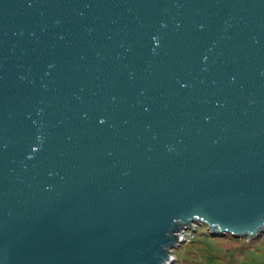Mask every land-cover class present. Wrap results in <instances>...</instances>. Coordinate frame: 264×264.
<instances>
[{"label":"water","instance_id":"water-1","mask_svg":"<svg viewBox=\"0 0 264 264\" xmlns=\"http://www.w3.org/2000/svg\"><path fill=\"white\" fill-rule=\"evenodd\" d=\"M192 224L264 233V0H0V264H169Z\"/></svg>","mask_w":264,"mask_h":264},{"label":"rangeland","instance_id":"rangeland-1","mask_svg":"<svg viewBox=\"0 0 264 264\" xmlns=\"http://www.w3.org/2000/svg\"><path fill=\"white\" fill-rule=\"evenodd\" d=\"M192 242L171 250L175 259L169 264H264V233L250 240L218 237L203 225Z\"/></svg>","mask_w":264,"mask_h":264},{"label":"built area","instance_id":"built-area-1","mask_svg":"<svg viewBox=\"0 0 264 264\" xmlns=\"http://www.w3.org/2000/svg\"><path fill=\"white\" fill-rule=\"evenodd\" d=\"M199 224H192L189 228H184L181 231H179L176 236H179L181 238V241L176 242V246L178 247L180 244L185 242V245L190 244V242L193 239V233L197 231ZM210 233V232H209ZM173 253H171L172 255ZM175 259V257L172 255V261Z\"/></svg>","mask_w":264,"mask_h":264},{"label":"trees","instance_id":"trees-1","mask_svg":"<svg viewBox=\"0 0 264 264\" xmlns=\"http://www.w3.org/2000/svg\"><path fill=\"white\" fill-rule=\"evenodd\" d=\"M201 226H203V225H200V226H198V228L199 227H201ZM198 228H197V231L195 232V233H193L192 235H193V239L195 238V236H196V234H197V232H198ZM228 236V235H227ZM219 237V236H218ZM221 237V236H220ZM224 237H226V236H224ZM193 239H192V241H193ZM191 241V243L190 244H187L188 246L189 245H191L193 242ZM220 264H230V263H226V262H222V263H220Z\"/></svg>","mask_w":264,"mask_h":264}]
</instances>
